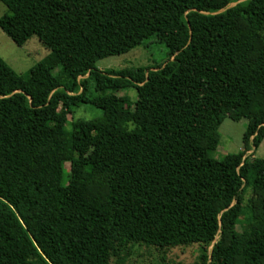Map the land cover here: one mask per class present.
<instances>
[{
  "label": "trees",
  "instance_id": "obj_1",
  "mask_svg": "<svg viewBox=\"0 0 264 264\" xmlns=\"http://www.w3.org/2000/svg\"><path fill=\"white\" fill-rule=\"evenodd\" d=\"M0 2V30L50 52L25 76L0 57V264L194 245V264H264V0ZM150 39L163 66L96 68ZM224 119L243 145L216 160Z\"/></svg>",
  "mask_w": 264,
  "mask_h": 264
},
{
  "label": "rangeland",
  "instance_id": "obj_2",
  "mask_svg": "<svg viewBox=\"0 0 264 264\" xmlns=\"http://www.w3.org/2000/svg\"><path fill=\"white\" fill-rule=\"evenodd\" d=\"M7 14V8L0 2V19ZM50 52L44 48L37 38L30 39L23 47H18L0 30V57L18 75L25 76L33 67L45 62ZM168 60V50L155 39L147 40L140 47L126 55L102 60L96 68L102 72L113 70L137 68H156L163 66ZM118 97H129L135 101V90H126L118 93ZM102 118V112L92 106H82L74 115V120L93 121ZM69 121H71L69 119ZM70 131V125H67ZM245 122L234 123L224 119L218 130V143L216 144L213 158L221 160L225 156L235 155L240 152L243 145ZM253 151L248 153L251 156ZM254 158L264 160V141L254 153ZM247 192L245 199L251 198ZM198 246L179 247L161 254L154 249L135 248L133 256L126 264H194L198 258Z\"/></svg>",
  "mask_w": 264,
  "mask_h": 264
},
{
  "label": "water",
  "instance_id": "obj_3",
  "mask_svg": "<svg viewBox=\"0 0 264 264\" xmlns=\"http://www.w3.org/2000/svg\"><path fill=\"white\" fill-rule=\"evenodd\" d=\"M233 7V6H232Z\"/></svg>",
  "mask_w": 264,
  "mask_h": 264
}]
</instances>
